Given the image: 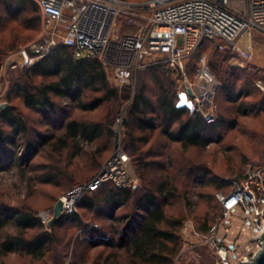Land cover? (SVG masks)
Wrapping results in <instances>:
<instances>
[{
  "label": "rangeland",
  "instance_id": "1",
  "mask_svg": "<svg viewBox=\"0 0 264 264\" xmlns=\"http://www.w3.org/2000/svg\"><path fill=\"white\" fill-rule=\"evenodd\" d=\"M232 6L241 15L246 11L245 0H234ZM22 18L24 22L20 23L17 19L8 17L0 3V108L6 104L15 114L22 116L28 126L26 137L15 138L12 144L0 147V208L29 210L40 220L42 213L53 212L56 202L63 195L84 186L100 173L114 151L115 119L123 117L130 98L124 99L126 92L122 87L117 89L118 97L115 101L105 102L92 111H84L75 102L57 98L53 99L54 114L51 116L46 117L25 109L18 88L23 85L36 88L41 80L27 71L26 67L11 69L8 63L16 58L15 53L21 47L40 37L44 23L40 13L32 11ZM259 33L255 34L259 43H254L252 36L248 41L251 46V56L248 59L220 54L214 43H207L198 48L186 64L185 83L193 82L196 66L202 56L206 57L208 67L221 85L229 78L233 79L234 75L248 80L249 84L243 88L237 83L239 86L236 85L234 94L242 91L243 96L234 103L224 102L222 90L215 94L216 116L221 120L215 140L203 148L182 149L178 143H169L164 139L159 129L141 133L131 131L130 127H122L121 147L128 157L123 168L132 183L137 185L130 200L111 211L106 205L87 211L77 208L78 201L87 193L81 191L75 206V213H79L81 218V226L67 222L63 227L57 228L55 231L62 242L55 244L40 261H31L19 253H8L0 254V264H103L105 259V264H127L123 256L117 259L118 262L113 256H108L111 252L122 255V249L113 250L108 243L109 237H113V244L116 245L120 235L125 233L124 226L133 227L132 221L138 213H142L135 208L136 195L142 189L143 181L136 173V167L140 164L136 163L138 160H135V154L133 156L131 138L137 141L140 151L154 153L155 156L149 157L145 154L146 161L171 164L168 174L177 187L179 197L165 210L167 215H182L183 220L178 231L177 251L170 257V264H214L212 249L194 233L189 235L186 225L191 223L193 230L200 233L198 228L207 218L211 227L220 215L217 193H228L231 182L239 178L246 164L264 161V91L255 86L256 80L264 79V35ZM232 74L234 75L231 77ZM160 78L175 92L177 104L192 110L190 103L179 93V76L164 63L139 71L132 83L125 87L130 88L131 97L144 85L147 95L152 99L156 89L154 83ZM109 85L114 87L110 83ZM178 96L181 98L178 99ZM95 97L98 95L87 93L83 101L90 103ZM242 111H245L244 114ZM68 119L85 124L101 123L105 129L109 125L113 136L103 135L93 142L64 140V124ZM231 122H234L232 127L229 126ZM1 130L4 136L10 133L5 126H1ZM124 139L128 151L124 148ZM157 153L162 155L157 156ZM220 183L224 186L218 189L217 185ZM93 193L87 195L92 196ZM125 216L127 219L121 223L114 220ZM240 223L237 218L227 238L232 241L240 256L250 259L258 249L254 240L256 232L252 229L241 232ZM93 224L98 225L94 236V230L90 228ZM43 226V231H50L47 223ZM16 232L12 224L0 229V244L7 236L15 235ZM36 233L35 230L29 231L26 237ZM103 236H108V239L102 240ZM102 243L105 247L99 246Z\"/></svg>",
  "mask_w": 264,
  "mask_h": 264
},
{
  "label": "built area",
  "instance_id": "2",
  "mask_svg": "<svg viewBox=\"0 0 264 264\" xmlns=\"http://www.w3.org/2000/svg\"><path fill=\"white\" fill-rule=\"evenodd\" d=\"M39 10L44 23L43 33L24 45L8 66L29 67L58 48L73 51L76 59H94L105 70L108 82L117 89L128 86L136 74L151 66L166 64L179 76V93L192 110L210 125L217 121L215 93L221 84L216 81L202 56L196 66L193 82L186 81V64L204 41H212L223 55L248 59L249 39L253 32L264 35V0H245L243 15L235 12L234 0H29ZM255 86L264 91V79ZM181 97L178 96V99ZM121 117L113 125L114 151L100 173L84 186L63 195L59 200L62 214H74L81 191H94L105 182L134 190L130 176L123 168L128 157L121 147ZM221 213L205 233H196L191 223L188 234L194 233L212 249L214 264H240V256L227 237L237 218L240 231L252 229L254 240L264 226V161L248 163L238 179L231 182L228 193H217ZM50 211L39 217L49 223ZM98 229L97 224L90 226ZM186 232V231H185ZM107 240L108 236H103Z\"/></svg>",
  "mask_w": 264,
  "mask_h": 264
},
{
  "label": "trees",
  "instance_id": "3",
  "mask_svg": "<svg viewBox=\"0 0 264 264\" xmlns=\"http://www.w3.org/2000/svg\"><path fill=\"white\" fill-rule=\"evenodd\" d=\"M0 3L4 13L8 17L17 19L20 23L24 22L22 16L27 12L39 13L36 5L29 0H0ZM207 43L214 42L204 41L198 48L200 49ZM26 68L41 82L33 89L26 85L18 88L22 104L25 109L35 111L46 117L54 114V98L70 100L75 102L79 109L92 111L105 102L115 101L118 97L117 88L109 85L105 70L96 60L76 59L73 51L68 48L55 49L44 59ZM237 83H240L241 88L249 84L246 77L234 75L233 79L226 80V83L221 85L215 94L222 90L224 102L234 103L243 96L242 91L234 94ZM154 84L156 89L152 99L147 95L144 85H141L131 97L129 96L130 88H123V91L126 92L123 95L124 99L130 98L122 117L123 128L130 127L131 131L135 130L141 133L159 129L160 135L164 139L169 143H178L182 149L203 148L215 140V134H217L221 123L220 119H217L213 124H206L193 110L177 104L175 92L161 78ZM87 93H95L98 97H95L90 103H84L83 99ZM233 125L234 122L229 124L230 127ZM1 126L7 127L10 132L8 136H4ZM64 130V140L93 142L103 135L113 136L112 127L109 125L105 129L101 123L85 124L69 119L65 121ZM27 135V122L22 116L15 114L13 109L9 107L0 109L1 148H4L6 144H12L15 138L26 137ZM131 139L130 146L134 152L133 156L135 154V160H138L136 163L140 164L139 167H136V173L143 181V187L138 190L136 195L135 208L142 213H138L139 215L132 221L133 227L124 226L125 233L120 235L116 245L113 244L114 238L109 237L110 248L113 250L122 249V255H119V252H114L115 254L111 252L108 256H113L116 261L123 256L127 264H170V257L177 251L178 231L183 220L182 215H167L165 210L179 197L177 187L168 174L171 164L146 161L144 155L149 157L154 153L148 150L146 153L140 151V146L136 145L137 141ZM123 145L127 150L125 139ZM157 154V156L162 155ZM163 173L165 174L163 175ZM222 186L224 184L220 183L217 188ZM135 190L119 188L111 182H105L94 191H85L87 193L82 195L77 203V208L91 211L100 205H106L107 209L111 211L124 206ZM92 193L94 195H87ZM217 203L221 213L220 204L218 201ZM124 219L127 217L115 218L114 220L121 223ZM206 219L198 228L200 233H205L210 228ZM67 222L76 223L78 227L82 223L79 213L62 214L50 225V231H43V224L31 211L0 208V229L12 224L17 230L15 235L7 236L2 241L0 254L19 253L27 256L31 261H40L55 244L62 242V238L58 237L55 230L63 227ZM33 230L37 233L29 238L26 237V234ZM94 235H96V230L92 236ZM99 246L105 247L103 243ZM105 263L106 259L103 264Z\"/></svg>",
  "mask_w": 264,
  "mask_h": 264
},
{
  "label": "water",
  "instance_id": "4",
  "mask_svg": "<svg viewBox=\"0 0 264 264\" xmlns=\"http://www.w3.org/2000/svg\"><path fill=\"white\" fill-rule=\"evenodd\" d=\"M6 107L7 105L3 104L1 105L0 109L3 110ZM261 214H263L264 217V206L262 207ZM61 215H62V205H61V201L58 200L54 206L53 215L48 223V226L52 225ZM258 242H259V248L253 254V256L249 260H245L240 264H264V226L260 234L258 235Z\"/></svg>",
  "mask_w": 264,
  "mask_h": 264
},
{
  "label": "crops",
  "instance_id": "5",
  "mask_svg": "<svg viewBox=\"0 0 264 264\" xmlns=\"http://www.w3.org/2000/svg\"><path fill=\"white\" fill-rule=\"evenodd\" d=\"M257 32H258V31H255V32H253L252 35H251V36L253 37V41H254V43H259V41H258V39H257V35L255 36V34H257ZM259 35H260V33H259ZM261 35H262V34H261ZM262 36H263V35H262Z\"/></svg>",
  "mask_w": 264,
  "mask_h": 264
},
{
  "label": "bare ground",
  "instance_id": "6",
  "mask_svg": "<svg viewBox=\"0 0 264 264\" xmlns=\"http://www.w3.org/2000/svg\"><path fill=\"white\" fill-rule=\"evenodd\" d=\"M61 201H65V202H66V200H65V199H61Z\"/></svg>",
  "mask_w": 264,
  "mask_h": 264
}]
</instances>
